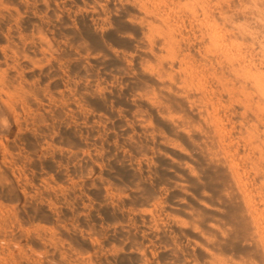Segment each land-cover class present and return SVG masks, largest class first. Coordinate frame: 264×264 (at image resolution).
I'll return each mask as SVG.
<instances>
[{"label":"rangeland","instance_id":"374dc122","mask_svg":"<svg viewBox=\"0 0 264 264\" xmlns=\"http://www.w3.org/2000/svg\"><path fill=\"white\" fill-rule=\"evenodd\" d=\"M0 264H264V0H0Z\"/></svg>","mask_w":264,"mask_h":264}]
</instances>
